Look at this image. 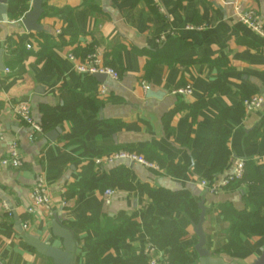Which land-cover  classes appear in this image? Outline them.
Wrapping results in <instances>:
<instances>
[{"label": "crops", "instance_id": "1", "mask_svg": "<svg viewBox=\"0 0 264 264\" xmlns=\"http://www.w3.org/2000/svg\"><path fill=\"white\" fill-rule=\"evenodd\" d=\"M32 1H29L30 9ZM40 1L43 10L38 22L42 28L40 33H27L21 25L22 19L0 22L2 63L4 70L10 71L9 74L0 71V160L11 142L17 143L22 159V167L18 169L0 166V264H51L24 242L23 235L59 247V241L51 235L53 218L73 232L74 264H89L91 258L86 255L84 245L96 235L91 230L81 231L73 224L101 207L102 193L97 185L113 177L119 167L130 170L134 185L188 191L196 203L203 202L202 230L205 248L211 256L227 264H252L264 250V235L250 238L242 235L243 251L219 253L229 241V224L219 215L218 207L230 205L235 211L246 213L247 198L260 199L264 195V188L258 183L264 178V125L258 133L254 132L264 115V39L239 23L236 12V8L252 9L264 27V0H150L152 7L149 0H87L86 4L84 0ZM168 32L173 33L171 41L158 44L157 37ZM39 34L43 37H38ZM18 39L23 42L25 54L20 65L8 68L7 63L15 57H10L5 49L9 41ZM115 42L119 49H110L108 45ZM92 48L100 50L106 62L116 60L121 73L117 82L107 78L101 85L91 76L76 72L75 64L67 57L72 55L83 61L84 53ZM44 53L52 60L48 69L46 60L37 61V55ZM152 61L156 63L147 68ZM208 61L220 65H211ZM219 72L231 84L260 97L262 104L257 110H243V114L234 113L224 121V127L231 133L227 144L231 163L216 181L222 182L242 162L246 182L223 188L213 195L200 182L212 180L210 167L214 155L209 151L200 159L201 153L211 136L213 120L224 109H238L240 95L234 89L231 93L212 95L194 121L188 107L203 98ZM81 87L91 96L83 118L111 125L99 129L86 144L92 150L110 151L100 158L118 153L114 150L119 148L150 147L168 161L187 167L189 172L176 179L136 162L122 160L106 164L96 163L100 158H95L88 176L92 186L75 189L87 161L81 158L80 145H67L58 139L77 129V123H64L59 127L57 139L50 142L45 132L33 134L23 125L13 108L26 103L33 120L41 124L44 107L69 104L73 92ZM101 87L104 94L100 93ZM187 87L190 94L176 93ZM175 110L167 132L164 121ZM38 177L46 185L51 217L41 211L29 215L24 210L30 204L29 196ZM66 192H72L73 196L65 207ZM120 212L128 217L134 215L140 225L157 218L161 232L178 227L184 233L181 247L189 251L188 260L181 264H199L193 250L197 238L192 222L181 212L153 204L144 194L114 191L110 204L101 207L99 227L113 229L111 220ZM17 221L21 226L26 222L27 229L18 232ZM149 247V237L139 233L105 249L100 262L111 264L117 258L144 255L155 264H167L162 252L151 253Z\"/></svg>", "mask_w": 264, "mask_h": 264}, {"label": "trees", "instance_id": "2", "mask_svg": "<svg viewBox=\"0 0 264 264\" xmlns=\"http://www.w3.org/2000/svg\"><path fill=\"white\" fill-rule=\"evenodd\" d=\"M29 1L30 0H8V19L10 21L23 19L30 11ZM87 2V0H84L85 4ZM149 5L151 7L153 5L150 0ZM90 9L92 15L96 17L97 14L95 10L92 7ZM153 12L157 15L154 9ZM38 37L42 38L43 36L39 34ZM171 37L172 36L167 37L164 43L171 41ZM43 41L46 46H48L47 40L44 39ZM108 46L111 47L110 49H119V45L116 42ZM181 46L184 49L187 48V45ZM93 50L94 48L85 52V57L93 52ZM5 51L10 57H15L14 60L7 63L8 68L11 67V65H20L22 57L25 54L21 39H18L17 41H9ZM44 60H46L45 68H50V66H52L50 56L47 53L37 55L38 62H42ZM208 62L211 65H220L213 61ZM155 63V61L149 62L146 67L148 68L150 65ZM103 64L106 67L113 69L120 77L121 73L116 60L108 63L106 62V58L103 56ZM52 68H54V66ZM62 85H64V83H62L61 86ZM233 89L240 95L241 101L239 107L236 110L224 109L219 112L213 120L211 136L207 140L200 157V159H203L209 151L213 152L214 158L210 167L212 180L209 181L210 183L217 182L216 177L225 171L231 163V152L227 145L231 133L224 127V121L227 117L234 113L243 114V102L251 98L253 95L248 90L241 89L234 84H231L225 76L219 72L216 79L207 87L203 98L188 107L192 121H194L198 112L206 107L207 100L212 95L216 93H231ZM90 99L91 96H88L86 88L81 87L79 90L73 92L72 99L69 104L64 106L44 107L42 109L41 126L43 132L45 133L61 127L64 123L76 122L78 125L77 129L61 135L58 139L59 142L67 145H80L82 147L81 158L87 161L86 166L82 168L80 181L74 187L75 189L79 187L89 189V187L92 186L88 182V176L92 172L93 159L103 157L110 152L109 150H92L86 146L89 139L97 135L99 129L111 127V125L106 121L83 118V112L87 109V106L90 105ZM176 111L177 110L169 113L164 121L165 131L167 132H170L168 129V121ZM263 125L264 115L254 128V132L258 133ZM114 152H126L141 157L147 163L154 164L158 170H162L176 179L182 178L183 175L189 172L187 167L176 165L173 162L168 161L165 157L161 156L150 147L143 150H135L130 147L119 148L114 150ZM245 182L246 175L244 165L242 179L230 183L227 187L243 184ZM258 183L264 188V178L260 179ZM97 187L102 193L101 195H103L106 190L144 194L153 204L165 205L168 209L179 211L192 223H197L199 219L200 212L197 207V203L188 191L172 192L163 188L153 189L147 184L134 185L130 180V170L124 167L117 168L113 177L105 178L97 185ZM72 196V192L65 193V207ZM105 206L106 205L102 201L101 207ZM101 207L92 211L88 218L79 220L77 223L73 224V226L79 228L81 231L91 230L96 235L94 240H89L84 245L86 255L91 258V262L89 264H101V255L105 249H111L121 242L135 237L139 233H144L149 237V245L152 246L155 251H160L164 254L167 264H181L182 262L188 260L189 251L181 247V240L184 233L178 227L175 226L170 232H161L158 227L159 220L157 218H152L147 223L140 225L135 221L134 215L128 217L124 213L120 212L111 220V222L114 221V228L111 229L109 227L102 230L99 227ZM218 211L222 219L229 224V229L227 231L229 241L220 248L219 253L230 254L243 251L244 246L240 240V236L242 235L249 238L264 235V195L260 199L247 198L246 213H239L230 205H220L218 207ZM23 220L24 217L22 216V221ZM148 260L149 258L144 255H137L132 257L117 258L111 264H147Z\"/></svg>", "mask_w": 264, "mask_h": 264}, {"label": "built area", "instance_id": "3", "mask_svg": "<svg viewBox=\"0 0 264 264\" xmlns=\"http://www.w3.org/2000/svg\"><path fill=\"white\" fill-rule=\"evenodd\" d=\"M237 21L264 39V27L263 23L252 9L239 10L236 8ZM173 36V33L168 32L157 37L156 42L162 44L166 41V38ZM68 60L75 64V70L80 75L91 76V75H105L112 81L117 82L119 80L118 74L111 68L106 67L103 64V54L100 50L94 49L89 55L85 57L83 61H78L74 56L69 55ZM5 74H9V70H4ZM1 85V80H0ZM104 88H100V93L104 94ZM176 93L178 94H190V88L180 89ZM262 100L260 97L252 96L251 98L243 102V107L246 112L257 110L260 108ZM14 115L21 121L23 125L30 129L33 134H42L43 129L41 124L35 122L32 118L29 106L26 103H19L13 108ZM127 160L130 162H136L144 167L151 170H157L154 164L147 163L141 157H138L131 153L118 152L110 156L95 160L96 163L113 164L118 161ZM0 166L4 168L18 169L22 167V159L18 150L16 142H11L7 146L5 157L0 160ZM244 164L242 162L236 164L234 170L230 176L224 179L222 182H200V186L209 194H218L223 188H226L230 183L241 180L243 176ZM114 195V191L106 190L102 195V201L107 206L110 204V199ZM30 204L24 210L27 214L32 215L36 212L41 211L46 216H52L51 205L47 194L45 182L42 177H38L34 187L31 190ZM8 216H11L8 209H6ZM22 230L27 229V223H23L21 226ZM150 252L154 253L155 250L152 246L149 247ZM147 264H155L153 259H149Z\"/></svg>", "mask_w": 264, "mask_h": 264}, {"label": "water", "instance_id": "4", "mask_svg": "<svg viewBox=\"0 0 264 264\" xmlns=\"http://www.w3.org/2000/svg\"><path fill=\"white\" fill-rule=\"evenodd\" d=\"M7 4L8 0H0V22H7ZM43 13L40 0H33L30 11L21 20V25L27 33H40L42 31L39 25V19ZM2 52L0 51V71L4 70L2 63ZM99 84H104L107 77L105 75H91ZM60 133V129L57 128L46 133V138L50 142H54ZM199 209V219L197 223H191L193 232L197 238V244L193 247L195 254L198 257L199 264H227L221 259L213 258L211 254L205 248V236L203 234L202 225L205 219V208L203 202L197 203ZM17 220V218H15ZM18 232H22L20 222L17 221ZM51 235L53 240L59 241V247L52 244L42 243L38 239L30 237L26 234L23 235L24 242L35 250L41 256L51 261V264H74V254L76 244L73 241V232L62 226L56 218H53L51 223ZM252 264H264V250L261 252L259 258H257Z\"/></svg>", "mask_w": 264, "mask_h": 264}]
</instances>
